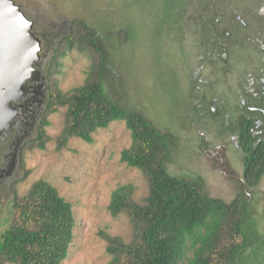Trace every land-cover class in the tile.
Masks as SVG:
<instances>
[{"label":"rangeland","instance_id":"1","mask_svg":"<svg viewBox=\"0 0 264 264\" xmlns=\"http://www.w3.org/2000/svg\"><path fill=\"white\" fill-rule=\"evenodd\" d=\"M14 1L33 19L36 33L49 36L53 26L57 30L66 21L80 22L95 31L108 55L103 90L118 108L143 115L171 136L165 159L170 174L200 179L207 197L227 205L244 197L248 217L242 225L243 247L232 264H264V176L255 188L243 183L247 153L239 140L234 143L238 132L246 129L238 124L237 109L242 101L235 85L245 87L244 75L256 73L261 66L255 39L264 33V23L253 13L261 11L264 0ZM207 18H228L227 22L236 20L248 26H216V34L228 29L224 41L232 42L233 38L226 36L229 31L234 39H242V46L232 47L236 62L229 71L222 62L208 66L200 73L204 81L197 82L193 76L199 57H210L216 47L205 25ZM53 57L50 55L47 74ZM91 69L88 54L68 51L54 71L53 82L63 92L72 91L85 84ZM48 84L50 87L49 78ZM245 98V110L259 103L249 95ZM65 113L62 108L47 116L51 140L44 150H29L26 176L16 196L26 195L39 181L54 186L72 204L76 220L74 241L63 264H109L111 257L100 232L126 240L132 237L129 219L114 217L109 211L113 193L121 186L134 185L135 199L141 201L149 187L140 170L121 161L122 152L132 145V133L125 121L99 129L93 143L70 138L66 147L58 149ZM204 134L208 141L201 143ZM222 141L229 142L225 174L215 169L217 161L204 151H214L217 146L221 150ZM219 150L217 155H221ZM14 200L0 205V236L12 220ZM193 256L188 251L187 259Z\"/></svg>","mask_w":264,"mask_h":264},{"label":"trees","instance_id":"2","mask_svg":"<svg viewBox=\"0 0 264 264\" xmlns=\"http://www.w3.org/2000/svg\"><path fill=\"white\" fill-rule=\"evenodd\" d=\"M94 32L75 22L72 35L56 49L48 73L49 104L29 150L46 148L51 140L47 116L62 108L66 109L65 125L57 139L58 149L66 147L70 138L93 143L99 129L125 121L132 145L122 152L121 161L143 173L149 193L141 201L135 199L134 185L113 193L109 211L129 219L132 237L126 240L100 232L111 257L109 264H232L243 247L248 203L243 196L230 205L211 199L202 192L200 179L169 173L165 159L171 136L143 115L118 108L103 90L108 55ZM74 49L90 56L92 69L83 86L63 92L53 82L54 71ZM241 136L240 145L247 153L243 180L255 188L264 176V142L254 141L248 130ZM12 210V220L0 236V264H63L74 241L72 204L54 186L39 181L26 195L16 196ZM188 251L193 258L187 259Z\"/></svg>","mask_w":264,"mask_h":264},{"label":"flooded vegetation","instance_id":"3","mask_svg":"<svg viewBox=\"0 0 264 264\" xmlns=\"http://www.w3.org/2000/svg\"><path fill=\"white\" fill-rule=\"evenodd\" d=\"M263 8L264 7H262L261 11L253 14H257L260 21L264 23ZM226 20L229 19L224 18L222 21L220 19L214 21L213 18H207L205 25L211 30L212 42L216 44V47L212 49L210 57L209 55L208 58L204 55L199 57V65L193 76V79L197 82L204 81V78L200 77V73H203L206 67H215V65L222 62L221 66L227 68L229 71L234 62H236V55L232 54L231 49L233 46H242V39H234L235 36L228 31L226 33L227 38H233L232 42L228 43L223 40L225 37L224 32L228 29H225L221 34H218V30L217 34L215 33L217 25L230 23V26L233 27L234 24H239L236 20L232 22H227ZM33 23L35 29V22ZM74 24V21H66L63 26H58L57 30H55V25L53 26V31L49 33V36H47L45 32L42 34L34 32L42 41L41 60L35 64L34 78L25 84V90L24 93L21 94L20 100L12 103L13 115L10 122L6 127L0 129V205L7 202L10 198L14 200L16 189L24 182L29 144L37 138L44 114L49 104L50 88L47 89V87H49L47 68L50 55L53 56L60 43L72 35ZM239 26L245 29L248 24L240 22ZM63 29H66V31L63 32ZM255 45L258 46L256 50L259 54L261 63L259 71L257 70L256 73H246L243 77L245 87L239 88V86L237 87L238 84H236L235 92L242 101L244 107L247 106L245 97L248 95L250 99L254 98L259 101L258 105L248 106L247 110L242 108L241 104L240 110L237 109V113L239 114L238 124L241 128L242 126H244V128L246 127L245 130H248V133L251 134L254 141L264 142V33L256 37ZM212 101H215V98ZM245 130H240L238 132V137L234 141L235 145H237L238 140L240 141L241 135ZM202 138L201 143L208 141L205 134ZM221 144V150H219L217 146L214 151H207L206 149H204V151L207 152L209 158L213 156L215 158L214 160L217 161L215 169L219 173L225 174L227 168L225 150L229 148V142L222 141ZM218 150L221 155L216 154ZM243 183H245V181H243Z\"/></svg>","mask_w":264,"mask_h":264},{"label":"water","instance_id":"4","mask_svg":"<svg viewBox=\"0 0 264 264\" xmlns=\"http://www.w3.org/2000/svg\"><path fill=\"white\" fill-rule=\"evenodd\" d=\"M42 41L34 23L14 0H0V129L12 118V103L34 78ZM49 89V87H47Z\"/></svg>","mask_w":264,"mask_h":264}]
</instances>
